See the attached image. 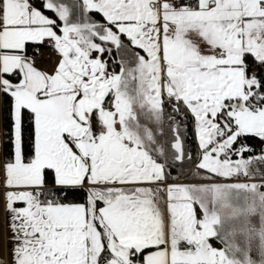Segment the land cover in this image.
I'll list each match as a JSON object with an SVG mask.
<instances>
[{"label": "snow or ice", "instance_id": "snow-or-ice-1", "mask_svg": "<svg viewBox=\"0 0 264 264\" xmlns=\"http://www.w3.org/2000/svg\"><path fill=\"white\" fill-rule=\"evenodd\" d=\"M0 122V264H264V0H0Z\"/></svg>", "mask_w": 264, "mask_h": 264}, {"label": "rangeland", "instance_id": "rangeland-1", "mask_svg": "<svg viewBox=\"0 0 264 264\" xmlns=\"http://www.w3.org/2000/svg\"><path fill=\"white\" fill-rule=\"evenodd\" d=\"M58 57L55 54H51V60L46 62L45 64L41 63V67L39 69L51 73L55 67V62ZM46 64L48 65L46 67ZM45 66L46 68L42 67ZM1 125V124H0ZM176 174L174 173V178L170 181V183L175 184H183L189 186H200V185H207L210 183H218L220 181H210L208 179L203 178L199 174L195 172V168L193 165H185L183 174L179 175L178 178H175ZM165 217L167 218V212L165 211Z\"/></svg>", "mask_w": 264, "mask_h": 264}, {"label": "crops", "instance_id": "crops-1", "mask_svg": "<svg viewBox=\"0 0 264 264\" xmlns=\"http://www.w3.org/2000/svg\"><path fill=\"white\" fill-rule=\"evenodd\" d=\"M0 141L1 138V125H0ZM0 222H2V217H0ZM0 231L3 233V259L7 262L10 259L9 252H8V231H7V224L6 222L3 223V227L0 228Z\"/></svg>", "mask_w": 264, "mask_h": 264}, {"label": "built area", "instance_id": "built-area-1", "mask_svg": "<svg viewBox=\"0 0 264 264\" xmlns=\"http://www.w3.org/2000/svg\"><path fill=\"white\" fill-rule=\"evenodd\" d=\"M51 52L45 50L44 53L42 54V56L40 57V59L37 62V67L40 68L41 67V63L45 64L46 62H49L51 60ZM48 65L46 64V67ZM44 68H46L45 66H42Z\"/></svg>", "mask_w": 264, "mask_h": 264}, {"label": "trees", "instance_id": "trees-1", "mask_svg": "<svg viewBox=\"0 0 264 264\" xmlns=\"http://www.w3.org/2000/svg\"><path fill=\"white\" fill-rule=\"evenodd\" d=\"M0 124H1V138L3 140L4 139V136H3L4 129L2 127V122H0ZM187 138H188L189 146H191V143H192V135H191V132L188 133Z\"/></svg>", "mask_w": 264, "mask_h": 264}]
</instances>
